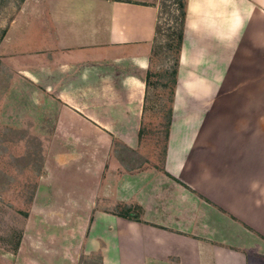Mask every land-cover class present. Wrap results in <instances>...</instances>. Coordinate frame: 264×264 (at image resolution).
Instances as JSON below:
<instances>
[{"label": "crops", "instance_id": "1", "mask_svg": "<svg viewBox=\"0 0 264 264\" xmlns=\"http://www.w3.org/2000/svg\"><path fill=\"white\" fill-rule=\"evenodd\" d=\"M32 1L7 40L45 98L41 134L92 154L66 264H264V0H187L163 172L142 175L137 219L99 177L140 133L160 0Z\"/></svg>", "mask_w": 264, "mask_h": 264}, {"label": "rangeland", "instance_id": "2", "mask_svg": "<svg viewBox=\"0 0 264 264\" xmlns=\"http://www.w3.org/2000/svg\"><path fill=\"white\" fill-rule=\"evenodd\" d=\"M31 3L0 0V264H66L65 259L76 258L73 254L80 243V234L72 225L86 220L74 212L78 203H89L73 200L72 184L90 181L92 154L73 152L79 149L73 138L41 134L45 98L40 88L31 86L18 71L26 60L10 50L7 40L11 24L30 12ZM165 40L162 37L155 44L152 68L146 76L148 91L140 133L127 138L129 145L117 143L113 162L99 177L101 198L108 189L107 207L132 219L141 214L136 199L142 192V175L163 172L175 60V52L164 51ZM73 153L77 159L69 157ZM67 193L71 198L63 199ZM119 200L123 204L112 205Z\"/></svg>", "mask_w": 264, "mask_h": 264}, {"label": "trees", "instance_id": "3", "mask_svg": "<svg viewBox=\"0 0 264 264\" xmlns=\"http://www.w3.org/2000/svg\"><path fill=\"white\" fill-rule=\"evenodd\" d=\"M186 5L187 0H160L159 4V14L154 47L155 44L159 42L162 37H166V40L163 44L164 51L169 52L171 55H173L175 52L174 69L172 75V81L174 86L177 80L176 77L179 68L180 53L184 38ZM168 119L170 122L171 111ZM124 217L130 218L126 214L124 215ZM20 242L21 241L18 240V244L15 246L16 251L19 248Z\"/></svg>", "mask_w": 264, "mask_h": 264}]
</instances>
